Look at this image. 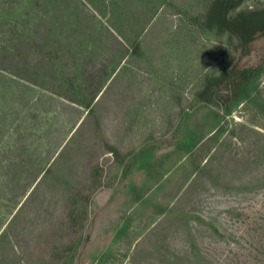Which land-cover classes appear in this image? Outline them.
Instances as JSON below:
<instances>
[{"label": "rangeland", "instance_id": "obj_1", "mask_svg": "<svg viewBox=\"0 0 264 264\" xmlns=\"http://www.w3.org/2000/svg\"><path fill=\"white\" fill-rule=\"evenodd\" d=\"M58 1L0 0V264H264V70L199 97L264 36L242 56L215 0Z\"/></svg>", "mask_w": 264, "mask_h": 264}, {"label": "trees", "instance_id": "obj_2", "mask_svg": "<svg viewBox=\"0 0 264 264\" xmlns=\"http://www.w3.org/2000/svg\"><path fill=\"white\" fill-rule=\"evenodd\" d=\"M67 3L77 10L78 0ZM63 4V0L55 2L52 6V13L55 15L57 13L58 16L63 10ZM237 6V1L231 7V0H215L206 15V26L216 28L221 32L228 31L230 38L236 41V49L240 50L242 56H245L251 52L253 41L258 36H264V8L228 13ZM72 20L77 21L73 18ZM13 62L15 66L16 62ZM263 70L264 58L258 64H239L234 61H226L225 67L218 76L206 78L199 97L205 102L230 111L243 100L248 86Z\"/></svg>", "mask_w": 264, "mask_h": 264}]
</instances>
